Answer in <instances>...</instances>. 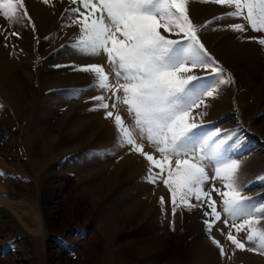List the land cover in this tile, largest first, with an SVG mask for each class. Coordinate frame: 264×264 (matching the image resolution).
<instances>
[{
    "label": "rangeland",
    "instance_id": "1",
    "mask_svg": "<svg viewBox=\"0 0 264 264\" xmlns=\"http://www.w3.org/2000/svg\"><path fill=\"white\" fill-rule=\"evenodd\" d=\"M42 2L25 0L35 31L23 20L10 27L0 15V28L19 33L18 37L7 41L0 36V172L5 173L0 176V264H173L172 256L180 248L177 240L180 229L189 225L191 233L199 234L205 227V209L177 208L173 217L167 188L160 181L147 182L145 176L135 179V192L138 189L155 194L162 190L165 211L158 208L153 214L150 210L151 213L139 214L140 219L132 218L133 190L126 187L129 179L123 177L115 184L118 189L125 187L126 193L110 194L112 198L106 197L109 200L97 206L89 203L86 188L106 182L105 166L121 169L124 152L129 148L116 146L113 120L108 129L93 133L103 109L91 110L95 102L90 98L102 94L90 87L94 79L91 74L84 81L44 87L52 83L50 77L58 69H73L86 60L103 65L106 72H110V68L105 55L85 56L71 46L79 26H63L67 21L61 17L70 6L69 0H58L59 6L52 3L50 17L40 28L31 14V5ZM191 2L188 13L197 25L230 10L216 4L209 17L196 19L191 15ZM218 23L243 21L232 19ZM214 27L216 25H210L198 35L226 73H231L234 83L222 86L215 98L206 99V108L193 111L207 112L203 117L205 128L218 129L221 139L226 141L227 155L240 161L237 175L238 183L244 186L242 195L264 203V47L239 38L241 44H246L245 54L253 60L244 73L236 68L234 59L226 62L205 39L208 29L231 31L213 30ZM259 35L251 30L243 34L246 37ZM9 70H15L13 81L18 84V92L8 77ZM196 74L205 73L198 69ZM88 102L92 105L87 110ZM108 102L111 104L113 100ZM117 110L131 126L133 118L127 106L119 104ZM38 128H49L48 131L57 136L56 142L36 134ZM144 144L146 151L159 158L147 141ZM75 146L79 147L70 149ZM66 147L69 149L65 150ZM216 186L221 187L219 181ZM212 196L220 210V197L215 193ZM225 218L222 214L211 235L224 246L223 264H230L235 255L230 249L233 245L220 231L223 229L225 234L228 231L223 223ZM173 220L175 230L171 226ZM259 227L264 228V220ZM232 231L236 234L234 228ZM245 236L246 233L241 232L238 239ZM148 250L156 252V256L141 260ZM258 255L264 259V255Z\"/></svg>",
    "mask_w": 264,
    "mask_h": 264
},
{
    "label": "snow or ice",
    "instance_id": "2",
    "mask_svg": "<svg viewBox=\"0 0 264 264\" xmlns=\"http://www.w3.org/2000/svg\"><path fill=\"white\" fill-rule=\"evenodd\" d=\"M200 2L230 10L197 25L188 13L190 0H69L61 18L67 21L64 27L79 26L71 45L78 53L106 56L110 72L98 63L74 65L73 70L94 77L90 87L102 94L90 98L95 102L91 110L103 109L105 118L113 120L116 146L128 147L146 160L144 179L164 184L173 217L177 208H204L205 231L224 257V246L211 235L223 214L228 231L225 234L221 229V235L235 249L264 255V228L259 227L264 203L242 195L244 186L237 175L240 161L227 155L226 141L218 129L205 128L207 112L193 111L206 108V99L215 98L222 86L234 83L198 33L216 25L213 30H231L241 34L238 38L264 47V0ZM43 3L50 4V0ZM0 15L10 27L23 20L35 31L25 0H0ZM232 19L243 23H218ZM249 30L261 35L243 36ZM0 36L7 41L19 33L0 28ZM198 69L205 74L197 75ZM109 100L113 102L109 104ZM119 104L127 106L131 126L119 114ZM144 141L159 158L144 150ZM217 181L221 187L216 186ZM213 193L220 197V210ZM159 203L165 211L164 197ZM171 226L175 230L174 220ZM241 232L246 233L244 239H238Z\"/></svg>",
    "mask_w": 264,
    "mask_h": 264
},
{
    "label": "bare ground",
    "instance_id": "3",
    "mask_svg": "<svg viewBox=\"0 0 264 264\" xmlns=\"http://www.w3.org/2000/svg\"><path fill=\"white\" fill-rule=\"evenodd\" d=\"M57 1L58 0H50V4H45L42 2V4L38 3V4L31 5V14L36 20L40 28L43 26L42 24L46 21V19H49L50 17L49 16L50 14L49 11H51L50 5L52 3L58 6L60 5L59 2ZM190 2L192 3L190 6V8L192 9L191 15L194 18L198 16L209 17L213 13L214 8L216 7V4L203 3V2H200V0H190ZM238 36L239 35L236 32H232V31L212 32V29L211 30L208 29L204 33L205 39L208 40V42L211 43L212 46H214L213 48L218 55L222 56L223 59L229 63H231L234 59L235 66H237L236 68H239L244 73H246L247 69L251 67V65L253 64V60H251L252 56H248L245 54L244 47L246 48V44H241L242 42L240 43ZM232 42H235L236 44H233ZM1 58H2V55H0V61L2 60ZM91 63H94V61L86 60L82 62L81 66L91 64ZM7 73L9 75L8 77L11 78V83L13 87H15V89H17V92H18L19 90L17 87L18 84L16 83V81H13V77L15 76V70H9ZM88 76H90V74L88 73L74 71L73 69H70V68H60L55 72V74L52 77H50L52 83L49 85L45 84L44 87L47 88V87H51L57 84H68V83H72V81L81 80V79H83L82 81H84V79H86ZM27 95H29V93H27ZM91 105L92 104L89 102L88 104L85 105L87 106V110L90 108ZM98 116H99L98 117L99 118L98 127H97V130L94 131L93 133H98L102 130L104 131L105 129H108L111 126L109 124L111 119L105 118L104 110L101 111ZM48 130L49 128H38L36 129L35 132L36 134L38 133V135H42L43 138H47L48 140H51L52 142L53 141L56 142L55 140L57 136H55V134L49 132ZM77 147L79 146H75L70 149L74 150ZM68 149L69 147L65 148V150H68ZM124 154H125V158L123 159V161H121V164H120V166H122L121 169H117L116 166L115 167L105 166L103 171L106 174L105 175L106 182L104 184H97V185H94L93 187L86 188L88 191L87 198L90 204L96 205V206L100 203L107 202V200L109 199L106 197H110L109 196L110 194L113 196V194H115V192L117 191H119L120 193L121 192L126 193L125 187H123V189H121L122 187L118 189V186L115 184L116 181L117 180L122 181L120 179L122 177L126 180L129 179L128 182H126V187L129 186L134 191V192L133 191L131 192L132 193V200H131L132 205H131L130 211L134 213L132 215V218L135 217V218L140 219L141 217L140 215L146 214L150 210L152 211V214H153L154 212L158 210V208L161 209L159 201L161 197H164V200H165V193L160 189L157 190L155 194H151L145 191L139 192L138 189H137V192H135L136 189L133 187L134 186L133 184H135V181H136L135 179L137 178V176L147 175L148 164L146 160L136 152H130L129 150H127L124 152ZM157 170L158 169H156V171ZM153 207H154V210L152 209ZM219 225L220 224H218V226ZM165 238H168V236H166ZM177 240H178V243H179L178 245L180 246V248L178 252L177 253L175 252L174 255L172 256L171 261L173 264H182L183 261L185 263L188 262V264H223L224 257H221L219 249H217L216 245L212 243V240L209 238L208 234L205 231V227L202 230H200L199 234L197 233L194 234V233H191L190 226L186 225L182 229H180L177 235ZM230 249H232L235 253L234 258H233L234 264H264V259L254 252H248L247 250L235 249L234 245ZM139 252H141V250H139ZM156 254H157L156 252L148 250V252L145 255H143L141 260L145 261L150 258H153L156 256ZM230 262L232 261L230 260Z\"/></svg>",
    "mask_w": 264,
    "mask_h": 264
}]
</instances>
